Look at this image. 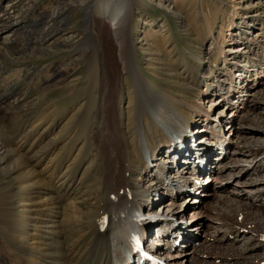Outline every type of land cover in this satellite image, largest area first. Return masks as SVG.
I'll use <instances>...</instances> for the list:
<instances>
[{
    "label": "rangeland",
    "instance_id": "rangeland-1",
    "mask_svg": "<svg viewBox=\"0 0 264 264\" xmlns=\"http://www.w3.org/2000/svg\"><path fill=\"white\" fill-rule=\"evenodd\" d=\"M106 5L114 6L122 21H126V14L133 9L129 31L140 68L137 69L136 85L146 82L160 97V103L155 105L147 101L150 108H160L159 112L148 111L149 129L154 132L157 127L164 126L176 133L186 129V135L197 131L195 137L177 135L161 146L158 157L150 163L153 172L141 175V190L152 193L153 198L150 203H144L145 209L150 213L159 210L158 207L150 209L159 201L158 195L164 197V193H168L165 190L167 183L160 182L166 179L164 168L160 166L171 167L163 160L172 159V154L184 160L189 156L197 160L213 150L218 155L214 156L212 169L206 170L213 176L204 183L206 187L198 185V195L172 196L161 205L175 214L178 221L174 224L175 230L184 227L183 221H191L186 226L192 239L187 237L185 247L181 251L178 247L174 252L185 255L181 257L185 259L184 264H264V200L250 205L252 200L245 194L260 187L264 192V171L253 173L254 169H248L249 164H264V74L259 79L260 84L250 82L248 93L243 95L245 100L232 102L236 99L235 94L230 99L221 98L228 92L232 74L242 75L245 80H258L259 75L250 77V74L254 70L264 72V48H261L264 47V0H0V124L7 122L4 131L8 135L23 133L29 137L35 132L33 125L36 123L55 124L61 120L65 122L67 118L71 120V130L80 115L75 113L89 100L88 93L92 90L98 95L105 92L103 80L111 91L109 79L115 77L118 65L114 61L117 48L109 47L110 28L103 19ZM220 46L223 53H220ZM239 46L246 48L234 52ZM194 68L199 75L198 90L203 91L199 96L197 88L191 85L190 75L186 76L189 69ZM127 81L123 95L118 93L114 97L117 104L122 99L125 107L136 100L135 89L129 87L130 77ZM222 81L225 87L221 91L219 84ZM96 83L99 88L93 87ZM209 84H214L210 91L207 89ZM217 102L220 103L216 105ZM96 104L93 114L97 115L98 123L105 115L117 116V109L111 105H104L100 99ZM255 105L256 113L244 117L245 107ZM72 114H75L73 119ZM233 116L236 125L241 124L238 130L230 123ZM206 119L213 124L220 123L217 128L222 129H218L222 138L217 148L204 143L212 134L207 132L211 131V124ZM86 120L84 126L81 122L82 127L75 128L73 135L81 136L86 132L85 123L89 124L91 119ZM64 122L58 123L52 136L59 132ZM4 131L0 129V134H7ZM212 137L211 141L215 140ZM97 138L98 143L100 139ZM111 139H105L101 147L113 152ZM260 144L263 148L259 157L251 156L248 150ZM199 145H203L202 149ZM210 158L207 156V160ZM13 165L4 162L0 153V175ZM227 176L238 193L235 196L229 191L209 194L212 192L208 185L214 183L211 180L217 178L227 182ZM153 180L159 181L158 186L163 187L164 193L150 192ZM6 196L0 184V201ZM145 211L142 212L144 217ZM151 219V226L158 224ZM162 223L167 222L160 221L158 225ZM221 224L223 226H219ZM159 236L151 233L149 241L155 238L161 242L159 250L164 254L166 243L162 239L168 236ZM166 242L165 251L172 241ZM0 260V264H4V259L0 257Z\"/></svg>",
    "mask_w": 264,
    "mask_h": 264
},
{
    "label": "bare ground",
    "instance_id": "bare-ground-1",
    "mask_svg": "<svg viewBox=\"0 0 264 264\" xmlns=\"http://www.w3.org/2000/svg\"><path fill=\"white\" fill-rule=\"evenodd\" d=\"M106 6L103 19L110 28L109 47L117 48V57L113 56L116 65H118V71L116 70L115 77L109 79L111 91L108 89L106 80H103L102 87L106 89L105 92L98 95L92 90L88 93V102L84 106L80 105L75 113L80 115L77 114V120H73L75 123L73 129L70 130L71 120L69 118L65 122L57 121L60 125L63 122L64 124L54 136L52 135L55 133V129L59 127L58 123L54 124V122L47 125L45 122L37 121L38 123L33 125L35 132L29 137L23 133L8 135L4 131L7 122L0 124L1 131L7 133L2 134L1 132L0 134V153L3 154L4 162L14 164L0 175V184L7 194L0 201V257L4 259L2 260L4 264H132L130 258L131 239L137 231L139 229L144 231L147 228L150 233L156 234L155 230H150L152 223L145 218L147 215L144 217L142 213L147 207L144 203H150L153 198L152 193L146 194L141 190L143 180L141 175L153 172L150 167L151 161H154L156 156L158 157L161 146H165L175 136L185 135L184 138L196 136L197 131L186 135L188 132L186 129L177 133L167 130L164 126L157 127L154 132L149 129V124L146 122L148 111L159 112L160 108H150L147 101L155 105L160 103V97L147 86L146 82L141 81L136 85L138 81L137 69L140 68L133 36L129 31L132 29L133 9L129 11V15L126 14V21H122L116 14L114 6ZM244 48L246 47L239 46L234 52L242 51ZM219 49L220 53H223L224 49L221 46ZM195 70V68L189 69L186 76L190 75L193 81L191 85L197 88L196 92L199 96L203 91L198 90L199 75ZM93 74L96 78L95 70ZM263 74V71L255 70L253 74H250V77L259 75L258 80L255 78L245 80L242 75L232 74L229 87H227L228 92L223 93L221 98L223 100L230 99V96L235 94L237 95L236 99L232 102L236 103L240 99L245 100L243 95L246 91L248 93V88L251 87L250 82L254 81V83L260 84L259 79ZM129 77L132 84L129 87L133 86L135 89L136 100L132 101L135 105L128 104L125 107V103L121 99L122 96H120L121 101L118 104L114 97L118 93L123 95V87L128 83ZM213 85H207V89L210 91L214 87ZM219 86L222 91L225 82H220ZM93 87L99 88L98 83ZM249 95H255V93ZM99 99L104 105L108 104L116 108L117 116L107 117L105 115L98 123L97 115L93 114V108ZM211 101H216V98H211ZM219 103L217 102L216 105ZM212 104L214 105L213 102ZM20 106L21 104L18 105V107ZM211 110L212 108L208 111ZM245 110L243 116L248 117L251 112L256 113V105L250 108L245 107ZM75 114L70 116L71 119ZM172 117L175 118L173 113ZM89 118L91 119L90 123H85L84 127L87 129H85L86 132H82L81 136L73 135L75 128L80 127L81 122L83 125ZM232 118L230 123L235 130H238L241 124L236 125L234 116ZM208 123L211 124V131L207 132H212L215 140L219 142L222 138L218 133V129L220 131L222 129L217 128L220 123L213 124L210 120ZM84 128L83 131H85ZM156 134L160 135L155 136ZM45 137H47L45 142L41 144ZM97 137L100 139L98 143L96 142ZM111 137L114 139L113 141H111ZM107 138L111 139L109 141L112 143L110 149L117 151L116 153L101 147V143L105 142L104 140ZM184 144L187 145L186 141ZM202 146L199 145V148L202 149ZM257 146L248 150V153L251 156L255 155L256 158L261 154L263 144ZM187 151L190 152L188 145ZM217 155V152L211 150L203 155L202 160L200 158L195 160L193 156V158L189 156L188 162L196 164L203 170L212 169L214 156ZM207 156L212 158L207 160ZM163 161L169 162L168 167H173V159ZM44 162L45 165L41 170H38ZM156 166H160V164ZM163 166L160 167L165 169L166 167ZM248 169H254L253 173L264 171V164H249ZM247 171L249 172V170ZM158 174L161 175V173ZM227 177V182L217 178L211 180L214 183L208 185V190L212 192L209 194L229 191L235 196L238 193L237 189L233 186L229 176ZM158 182L153 180L150 186V192L155 190L157 195L161 191L164 193L163 187L158 186ZM160 182L167 183L165 186L167 192L172 190V187L174 189L178 187V184L173 181L169 183L167 178ZM201 184L204 186L202 188L206 187L204 183L200 182L199 185ZM259 184L257 183V185ZM262 191L263 189L260 187L251 193H245L247 198L252 200L250 205L264 200ZM204 195L206 194L204 193ZM181 196H174V198ZM200 201L201 198H199ZM173 216L175 217V214ZM106 218H108L107 221ZM175 222L178 221L172 219L160 225L163 227L165 236L170 237L173 232L178 231L174 229ZM158 224H155L154 227L159 226ZM178 226L176 225V227ZM219 226H223V224ZM178 229L186 237L192 239L188 227L180 226ZM175 238L176 236L172 239L170 246ZM152 243L154 249L162 253L159 250L160 247L155 245L161 242L154 238ZM184 256L183 253L177 251L166 259L172 264H184L185 259H181ZM234 262L236 263V260Z\"/></svg>",
    "mask_w": 264,
    "mask_h": 264
}]
</instances>
